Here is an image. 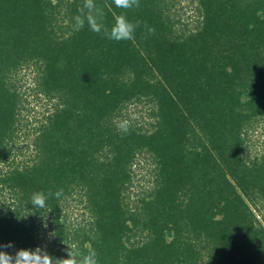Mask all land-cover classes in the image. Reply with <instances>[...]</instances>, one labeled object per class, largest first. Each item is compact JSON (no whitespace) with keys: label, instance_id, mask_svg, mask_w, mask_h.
Segmentation results:
<instances>
[{"label":"trees","instance_id":"16d2710c","mask_svg":"<svg viewBox=\"0 0 264 264\" xmlns=\"http://www.w3.org/2000/svg\"><path fill=\"white\" fill-rule=\"evenodd\" d=\"M95 2L109 29L116 15L141 21L135 38L78 29L84 0H0V245H13L0 251L264 264V145L250 144L264 122V0ZM140 104L148 117L133 119Z\"/></svg>","mask_w":264,"mask_h":264},{"label":"clouds","instance_id":"9594fccd","mask_svg":"<svg viewBox=\"0 0 264 264\" xmlns=\"http://www.w3.org/2000/svg\"><path fill=\"white\" fill-rule=\"evenodd\" d=\"M116 8L131 10L139 7V0H113ZM261 19H264V14L257 13ZM105 11L104 7L98 5L95 0H84L82 7L78 8V14L74 17L75 26L78 29L84 27L85 21L89 29L96 33L102 34L103 37L116 41H130L135 38V33L142 25V22L130 21L126 15L120 14L115 16V22L109 29L104 24ZM146 33L149 35L155 34L154 28H149L146 23L143 24ZM254 25H250V28ZM55 196L59 199L63 195V190H58L55 193L49 192L47 196L43 192H35L31 197V205L34 208L43 209L46 207V200L49 197ZM13 245H0V248H11ZM68 258H53L47 251L41 247H37L34 251L31 249H20L15 255H10L7 251H0V264H98L97 253L92 250L86 255L78 257L73 250L67 252Z\"/></svg>","mask_w":264,"mask_h":264},{"label":"rangeland","instance_id":"374dc122","mask_svg":"<svg viewBox=\"0 0 264 264\" xmlns=\"http://www.w3.org/2000/svg\"><path fill=\"white\" fill-rule=\"evenodd\" d=\"M188 5V3H186L184 6ZM193 8H186L185 10L188 11V14L186 15L188 16H193L194 15V9ZM35 73L32 69L23 72L24 75V80H23V91H26L28 89V87H31L30 85L33 84L34 80H35ZM27 81V83L25 82ZM33 87V86H32ZM34 105V104H32ZM44 109V108H43ZM130 112L132 115L133 119H137V120H141L142 115H144L145 117H148V110L146 109V107L143 104H140L139 106H131L130 108ZM42 110L41 106H39V108H37V111ZM34 126L36 125V123L34 122L33 124ZM30 126V125H29ZM28 126V127H29ZM30 128V127H29ZM24 130H26V128H24ZM34 137V136H30ZM250 144H255L256 146H260L262 147V145H264V122H261L258 127L256 128L255 133L252 134L251 138H250ZM255 145L253 147V149L255 148ZM146 164V156H142L139 158V160L137 161V164L134 166V171L135 174H139V177H136L135 180L139 179L140 176L142 178V176L147 177V168L148 166L145 165ZM137 181H135L136 184ZM140 189H136L133 192L134 193H138ZM71 209V214H72V219H80L81 215H83V210L84 207L82 204L78 203V204H73V208ZM76 221V220H75Z\"/></svg>","mask_w":264,"mask_h":264}]
</instances>
